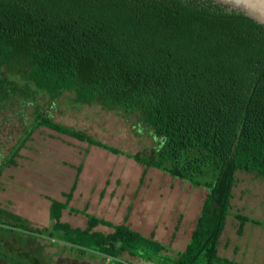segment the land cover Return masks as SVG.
<instances>
[{"label": "trees", "instance_id": "16d2710c", "mask_svg": "<svg viewBox=\"0 0 264 264\" xmlns=\"http://www.w3.org/2000/svg\"><path fill=\"white\" fill-rule=\"evenodd\" d=\"M21 84V85H20ZM117 110L159 138L148 152L129 153L52 119L32 99L31 119L0 161L14 162L30 132L50 128L132 157L205 189L188 240L176 255L151 232L50 199L47 226L0 207V234L28 232L61 241L78 254L99 253L128 264H243L217 253L238 169L264 177V24L216 0H0V104L18 93ZM79 166L77 167V169ZM144 171V170H143ZM86 217L81 228L61 209ZM242 231L264 220L233 212ZM112 228L103 232L93 227ZM25 238L22 237V240ZM0 255L13 264H47L31 252Z\"/></svg>", "mask_w": 264, "mask_h": 264}, {"label": "rangeland", "instance_id": "374dc122", "mask_svg": "<svg viewBox=\"0 0 264 264\" xmlns=\"http://www.w3.org/2000/svg\"><path fill=\"white\" fill-rule=\"evenodd\" d=\"M70 96L65 93L49 99L33 92L31 97L22 99L15 93L0 104V161L30 121L32 99L53 120L83 130L123 151L148 152L157 146L159 138L133 115L107 110L98 104L74 103ZM74 179L68 206L85 209L113 223L123 221L126 214V224L141 233H154L167 246L164 251L169 255H176L183 248L205 193L203 187L160 169H144L130 156L40 126L30 132L14 162L0 168V207L26 218L32 226H47L50 199L64 201ZM231 192L230 213L219 235L217 253L243 264H264V225L245 221L238 234V221L232 215L242 212L264 220V177L238 169ZM59 219L71 226L86 225L85 215L68 207L61 209ZM93 228L112 230L101 224ZM246 249L249 251L245 253ZM16 250L21 254L31 252L34 258L47 264H112L99 253L78 254L63 242L52 243L44 236L21 231L1 233L0 252L12 256ZM121 258L128 264H151L126 253ZM0 264L13 263L0 255Z\"/></svg>", "mask_w": 264, "mask_h": 264}, {"label": "water", "instance_id": "95a60500", "mask_svg": "<svg viewBox=\"0 0 264 264\" xmlns=\"http://www.w3.org/2000/svg\"><path fill=\"white\" fill-rule=\"evenodd\" d=\"M229 8L240 10L264 24V0H216Z\"/></svg>", "mask_w": 264, "mask_h": 264}, {"label": "crops", "instance_id": "0c3cea01", "mask_svg": "<svg viewBox=\"0 0 264 264\" xmlns=\"http://www.w3.org/2000/svg\"><path fill=\"white\" fill-rule=\"evenodd\" d=\"M198 212H199V211H198ZM132 229H135V230L138 231L137 228H133V227H132ZM139 232H140V231H139ZM140 233H141V232H140ZM150 233H151V232H150ZM150 233H149V234H150ZM142 234H144V235H149V234H145V233H142ZM153 237H154V233H153ZM154 238H155V237H154ZM155 239H156V238H155ZM156 240H158V239H156ZM187 240H188V239H187ZM158 241H159V240H158ZM218 241H219V238H218ZM185 243H186V242H185ZM217 244H218V243H217ZM184 245H185V244H184ZM183 247H184V246H183ZM248 251H249V250L246 249V250H245V253L248 252ZM245 253H242V254H245ZM229 258H230V257H229Z\"/></svg>", "mask_w": 264, "mask_h": 264}]
</instances>
